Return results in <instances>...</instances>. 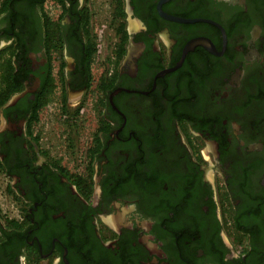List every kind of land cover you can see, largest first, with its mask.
<instances>
[{
    "label": "flooded vegetation",
    "instance_id": "obj_1",
    "mask_svg": "<svg viewBox=\"0 0 264 264\" xmlns=\"http://www.w3.org/2000/svg\"><path fill=\"white\" fill-rule=\"evenodd\" d=\"M161 2L0 0V264H264V0Z\"/></svg>",
    "mask_w": 264,
    "mask_h": 264
},
{
    "label": "rangeland",
    "instance_id": "obj_2",
    "mask_svg": "<svg viewBox=\"0 0 264 264\" xmlns=\"http://www.w3.org/2000/svg\"><path fill=\"white\" fill-rule=\"evenodd\" d=\"M100 29H102L101 26H100ZM112 46H113V42L110 41V40H107L106 43L103 44L102 54L98 58V62L99 63L97 65V69L95 71V77L96 78L98 76H100V74L102 73L103 70H105V68H107L106 62L104 60H105L106 57H109L111 55V51L113 49ZM43 121L45 122V125H44L45 126V129H44V131L46 133H48V135H47L48 137H51V135H52L51 128L54 129L55 133H60V134L62 133V127H61V125H59L58 123H53L54 120L52 121V119H49V118L48 119H45L44 118ZM53 139L52 140L54 141L53 142L54 144L51 145L53 153L55 154V156L57 158L60 157V158H62L64 160V157H65V147L67 146V143L68 142L65 143L66 140H64L63 138H62L63 140L60 139V138H58V137L57 138H54L53 137Z\"/></svg>",
    "mask_w": 264,
    "mask_h": 264
},
{
    "label": "water",
    "instance_id": "obj_3",
    "mask_svg": "<svg viewBox=\"0 0 264 264\" xmlns=\"http://www.w3.org/2000/svg\"><path fill=\"white\" fill-rule=\"evenodd\" d=\"M128 1V3H129V0H127ZM166 1H168V0H162V2L160 3V8H161V5L164 3V2H166ZM163 16H166L165 14H163ZM167 17V16H166ZM167 18H169V19H171V20H175V21H180V22H188V21H186V20H182V19H177V18H171V17H167ZM191 22H193V21H191ZM190 48L188 47L187 49H186V51H188Z\"/></svg>",
    "mask_w": 264,
    "mask_h": 264
},
{
    "label": "built area",
    "instance_id": "obj_4",
    "mask_svg": "<svg viewBox=\"0 0 264 264\" xmlns=\"http://www.w3.org/2000/svg\"><path fill=\"white\" fill-rule=\"evenodd\" d=\"M99 36H100V38H102V34L101 33L99 34ZM102 45H103V42L102 41H99V43H98V49H100ZM81 114L82 115L87 114V108H83Z\"/></svg>",
    "mask_w": 264,
    "mask_h": 264
},
{
    "label": "trees",
    "instance_id": "obj_5",
    "mask_svg": "<svg viewBox=\"0 0 264 264\" xmlns=\"http://www.w3.org/2000/svg\"><path fill=\"white\" fill-rule=\"evenodd\" d=\"M123 30V27H121V31Z\"/></svg>",
    "mask_w": 264,
    "mask_h": 264
}]
</instances>
